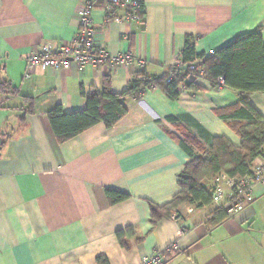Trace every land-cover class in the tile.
<instances>
[{"label":"crops","instance_id":"0c3cea01","mask_svg":"<svg viewBox=\"0 0 264 264\" xmlns=\"http://www.w3.org/2000/svg\"><path fill=\"white\" fill-rule=\"evenodd\" d=\"M85 1L93 3L97 44L112 55L131 52L149 77L166 76L188 38L204 58L257 28L264 45V0H139L141 21L131 27L106 20V0H0V79L18 91L0 94V264H98L99 256L140 264L172 241L179 250L165 264H264V182L219 224H211L219 208L212 202H185L151 221V205L162 207L180 191L178 175L189 161L180 141L207 149L225 137L239 145L236 127L247 121L230 116L239 100L234 89L199 78L197 89L172 100L153 87L127 98V114L114 126L98 123L58 142L50 109L82 110V91L101 89L109 77L120 94L140 72L136 64L106 62L23 78L36 48L72 40ZM249 104L264 118V91L250 94ZM107 189L128 197L112 204Z\"/></svg>","mask_w":264,"mask_h":264},{"label":"trees","instance_id":"16d2710c","mask_svg":"<svg viewBox=\"0 0 264 264\" xmlns=\"http://www.w3.org/2000/svg\"><path fill=\"white\" fill-rule=\"evenodd\" d=\"M140 7V15H142ZM202 56L195 55L191 38H188L178 59L185 65L195 62ZM202 64V66H201ZM198 66L204 67L203 78L217 85V78L222 77L224 85L238 92V106L230 116L236 120H246V124L236 127L240 143L235 146L225 137H215L207 149L193 144L187 138L180 141L187 153L189 161L178 175L180 191L172 201L162 207L151 205V221L153 224L185 203L206 206L211 204V187L205 182L212 181L217 173L225 172L230 177H244L251 174L253 161L264 152V118L249 104V95L264 91V45L260 29L243 33L231 42L214 51L203 59ZM182 67L171 81L164 77H149L143 70L137 72L126 89L115 94L110 87L109 77L102 80L101 89H91L88 94L82 91L86 103L85 108L64 113L60 105L50 109L46 114L53 133L59 143H63L88 128L102 123L107 128L114 126L126 114L127 98L140 99L145 90L158 87L172 100L178 99L181 91L179 85L184 84L186 91L197 89L195 80L188 76L195 71ZM18 95V91L9 81L0 79V94ZM26 99V97H23ZM110 203H116L128 196L110 189L106 190ZM211 224L216 225L228 215L223 209L217 208L212 214ZM122 232V231H121ZM118 233V237L121 236ZM98 264H107L105 257H97Z\"/></svg>","mask_w":264,"mask_h":264},{"label":"built area","instance_id":"2783aa9c","mask_svg":"<svg viewBox=\"0 0 264 264\" xmlns=\"http://www.w3.org/2000/svg\"><path fill=\"white\" fill-rule=\"evenodd\" d=\"M106 20L117 22L119 25L131 27L140 23L139 0H106ZM93 3L85 1L79 9L78 29L71 41L53 45L46 43L31 52L25 60L24 79H29L37 70L68 69L71 65L79 68L87 66L99 67L110 63L112 67L136 64L140 70L145 67V61L137 59L131 52L110 54L107 49L100 46L95 38V26L91 16ZM211 51L210 54H213ZM180 59L172 61L168 69L167 81H171L179 73L180 68L186 67ZM190 71H195L188 79L197 80L205 75L204 67L193 62L187 66ZM217 85L223 86V78H217ZM179 90L184 92V84L179 85ZM264 182V158L257 157L251 165V174L244 177H230L225 172H219L212 180L211 201L223 209L228 217L235 215L246 207L252 200V190L255 184ZM177 241L170 242L164 249L158 250L149 256L143 257L140 264H165L166 254L178 252Z\"/></svg>","mask_w":264,"mask_h":264},{"label":"rangeland","instance_id":"374dc122","mask_svg":"<svg viewBox=\"0 0 264 264\" xmlns=\"http://www.w3.org/2000/svg\"><path fill=\"white\" fill-rule=\"evenodd\" d=\"M239 261V260H238ZM240 262V261H239Z\"/></svg>","mask_w":264,"mask_h":264}]
</instances>
